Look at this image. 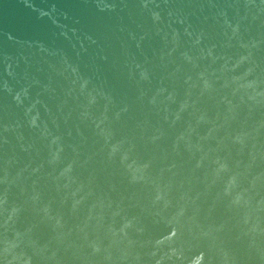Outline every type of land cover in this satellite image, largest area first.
<instances>
[{
	"label": "water",
	"instance_id": "water-1",
	"mask_svg": "<svg viewBox=\"0 0 264 264\" xmlns=\"http://www.w3.org/2000/svg\"><path fill=\"white\" fill-rule=\"evenodd\" d=\"M0 264H264V0H0Z\"/></svg>",
	"mask_w": 264,
	"mask_h": 264
}]
</instances>
